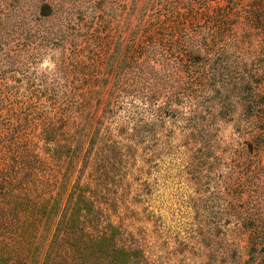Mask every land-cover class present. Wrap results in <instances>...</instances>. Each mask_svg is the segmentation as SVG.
<instances>
[{
    "label": "rangeland",
    "instance_id": "1",
    "mask_svg": "<svg viewBox=\"0 0 264 264\" xmlns=\"http://www.w3.org/2000/svg\"><path fill=\"white\" fill-rule=\"evenodd\" d=\"M176 1L0 0V87L15 106L30 82L48 83L56 105L68 93L59 115L75 118L88 88L103 86L91 115V125L99 118L93 144L85 163H73V178L99 211L98 225L113 226L141 264H264L260 237L249 234L264 230V148L250 141L249 104L264 82L225 81L222 68L195 71L193 62L181 70L165 64L171 57L153 56L151 45L125 74L98 80L108 55L122 54L144 19L201 23V12L228 0ZM166 5L179 15L166 16ZM71 122L62 128L70 131ZM35 142L39 158H49ZM51 170L39 164L37 178Z\"/></svg>",
    "mask_w": 264,
    "mask_h": 264
},
{
    "label": "trees",
    "instance_id": "2",
    "mask_svg": "<svg viewBox=\"0 0 264 264\" xmlns=\"http://www.w3.org/2000/svg\"><path fill=\"white\" fill-rule=\"evenodd\" d=\"M181 3L187 5L186 1ZM199 5H207L206 0ZM165 7L166 16L179 15L171 6ZM155 15L138 24L135 38L122 54L108 55L98 80L104 83L110 74V79L125 74V68L135 61L134 54L149 53L151 45L153 56L161 54L166 60L171 57L172 63L165 64L174 63L181 70L193 62L195 71L222 68L225 74H219L225 81L264 82V0H228L211 14L201 12V23L176 16L159 20ZM112 57L116 60L114 66L109 63ZM194 73L191 80L196 82L199 76ZM39 83L30 82V93L15 106L5 94V86L0 87V264H141L136 249L119 244L113 226L98 225L99 211L84 196V188L77 184L78 176L73 178V163H85L93 144L99 118L91 125V115L102 104L99 96L103 86L88 88L86 98L76 102L83 114L74 118L59 115L67 105L68 93L56 105L54 89L48 83ZM66 87L67 83L64 90ZM250 95L254 97L249 104L254 110L252 126L256 128L250 141L253 147L264 148V104L255 108V104L262 103L264 90L261 95L257 91ZM60 101L64 104L59 109ZM43 108L48 112L43 110L42 116L38 111ZM258 111L262 116H256ZM71 120L73 128L63 129ZM85 121L87 124H83ZM33 139L41 140L49 158H39L33 150ZM83 143L86 149L78 158ZM39 164L52 169L44 181L37 178ZM250 233L260 237L264 250V230Z\"/></svg>",
    "mask_w": 264,
    "mask_h": 264
}]
</instances>
